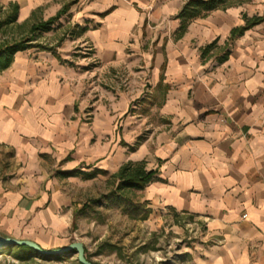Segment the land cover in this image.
<instances>
[{"label": "crops", "instance_id": "0c3cea01", "mask_svg": "<svg viewBox=\"0 0 264 264\" xmlns=\"http://www.w3.org/2000/svg\"><path fill=\"white\" fill-rule=\"evenodd\" d=\"M188 1L0 0L19 6L27 31L69 6L52 50L18 52L0 71V156L17 172L0 189L1 235L68 246L65 173L96 180L144 161L157 172L148 208L203 228L198 264H264V0L211 12L177 38Z\"/></svg>", "mask_w": 264, "mask_h": 264}, {"label": "rangeland", "instance_id": "374dc122", "mask_svg": "<svg viewBox=\"0 0 264 264\" xmlns=\"http://www.w3.org/2000/svg\"><path fill=\"white\" fill-rule=\"evenodd\" d=\"M9 11L0 6V43L19 39L29 33L15 25H3ZM53 30L43 33L39 43L49 46L48 39L62 38L66 29L60 28L57 32ZM89 49L86 45L75 49V52L81 50L83 58L79 57L82 53H77L72 60L78 63L83 61ZM121 144L126 146L124 141ZM0 157L1 189L17 172L10 163L9 151L3 150ZM113 175L104 173L103 178L90 180L80 169L65 173L63 188L70 202L71 243H83L91 260L98 264H198L199 248L205 245L203 228L197 230L188 217L162 214L148 207L150 213L143 220V207L134 212L109 197L114 189L111 184ZM141 197L144 202L143 194ZM76 258L72 256L70 261L44 264H72ZM12 261L11 257L0 255V264Z\"/></svg>", "mask_w": 264, "mask_h": 264}, {"label": "trees", "instance_id": "16d2710c", "mask_svg": "<svg viewBox=\"0 0 264 264\" xmlns=\"http://www.w3.org/2000/svg\"><path fill=\"white\" fill-rule=\"evenodd\" d=\"M247 1L248 0H189L178 15V19L180 20V27L176 34L177 38H181L184 35L188 25L192 21L198 18H204L208 14L216 10H225ZM1 7L5 10H10L6 14L3 25H15L17 27H20L16 24L19 6L17 4H10L7 7ZM68 9L69 6L67 5L59 12L56 17L51 18L46 22L34 25L29 31L28 35L22 36L19 39L0 43V71H3L11 66L14 60V56L18 52H23L31 48H38L47 51L52 50V48H49V46H43L42 44H40L39 39L43 33L53 30L52 25L57 22L59 18L68 11ZM258 21V19L248 21L246 27L234 29L231 33V40L239 35H242L246 29H248L252 24H255ZM214 49H217V41L206 46L202 50V56L206 57ZM227 56V53L224 54L220 61H224ZM97 173L100 172L89 174L87 175V178L89 179ZM156 173V171H147L146 163L144 161L128 162L124 164L123 166H121L119 171L112 176L113 181L111 184L114 186V189L111 191L109 197L114 199L117 204L125 208L132 209L134 212L140 210L143 207L145 212L142 219L145 220L150 213V210L147 208V202L141 201V194H143L146 186L154 179ZM3 254L13 259V261L9 262L8 264H44L48 262H62L66 260L70 261V258L73 256L72 254H69L54 257H45L37 254L34 250L28 247L20 246L9 247L5 250H0V255ZM86 258L89 262L98 264L91 260L87 251ZM72 264L80 263L76 259L75 262H72Z\"/></svg>", "mask_w": 264, "mask_h": 264}, {"label": "water", "instance_id": "95a60500", "mask_svg": "<svg viewBox=\"0 0 264 264\" xmlns=\"http://www.w3.org/2000/svg\"><path fill=\"white\" fill-rule=\"evenodd\" d=\"M28 247L34 250L37 254L45 257H54L61 255L72 254L76 256L77 261L80 264H94L87 260L86 258V248L81 242H73L68 246L60 249L46 250L39 246L37 243L30 240H18L9 236H3L0 234V250H5L9 247Z\"/></svg>", "mask_w": 264, "mask_h": 264}]
</instances>
